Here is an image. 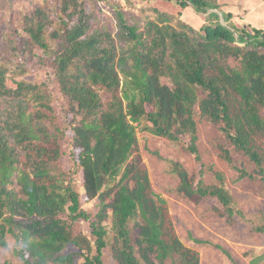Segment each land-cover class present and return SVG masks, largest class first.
I'll list each match as a JSON object with an SVG mask.
<instances>
[{"label": "trees", "instance_id": "obj_1", "mask_svg": "<svg viewBox=\"0 0 264 264\" xmlns=\"http://www.w3.org/2000/svg\"><path fill=\"white\" fill-rule=\"evenodd\" d=\"M161 1L192 8L204 22L195 28L181 14L150 9L131 24L118 9L113 33L80 0H44L21 17L20 31L4 34L0 264H12L8 253L18 264H105L107 257L118 264H198V255L166 232L165 200L147 190L133 156L139 133L186 140L199 171L168 161L175 192L213 200V212L228 225L243 221L264 235V222L245 217L224 174L205 165L197 145L200 126L213 128L221 164L236 181L264 187V30L237 26L219 0ZM19 49L36 60L30 68L18 61ZM28 71L46 79L15 78ZM208 174L215 182H206ZM94 200L97 212H87L82 205ZM82 223L90 239L77 233ZM214 248L236 264L222 245ZM245 255L264 264V251Z\"/></svg>", "mask_w": 264, "mask_h": 264}, {"label": "rangeland", "instance_id": "obj_2", "mask_svg": "<svg viewBox=\"0 0 264 264\" xmlns=\"http://www.w3.org/2000/svg\"><path fill=\"white\" fill-rule=\"evenodd\" d=\"M47 2L53 0H46ZM84 5L86 13H94L98 25H106L113 33H116L115 12L121 9L125 13V18L129 23L134 20H142L150 14V9H156L169 15L181 14V20L185 23L199 28L204 22V16L197 15L192 8L182 10L175 2H164L161 0H80ZM224 12H230L233 15L232 21L237 26H247L264 30V0H219ZM42 4L44 0H11L4 8L0 7V56L5 57L4 34H7L9 28H21V17L32 10L34 4ZM19 39L18 37L16 38ZM21 40L19 46L22 48ZM18 61L24 63L27 68L31 67L30 62L36 60L27 58L30 56L20 49L17 53ZM29 72V71H28ZM45 80V72L31 71L21 76H15L16 79ZM216 131L206 125H202L198 132V150L202 161L207 167L221 171L226 183L232 189V192L238 202V207L244 213L245 217L255 224L264 222V187L251 183L247 180L236 181V174L233 170L221 164L218 154L213 148V142ZM137 147L133 156L138 157L144 171V179L148 183V192L155 193L165 200L163 210L170 218V224L166 226V232L190 248L198 255V264H232L218 250L214 248L215 244L222 245L227 249L236 264H250V256L247 252L259 253L264 251V235L252 233L250 226L241 221L235 225H228L225 219L219 217L213 212L217 203L213 200H201L194 202L187 200L175 192L178 185L177 177L172 173L168 161L179 162L189 174H196L199 171V165L194 156L186 154L184 148L186 140L181 143H171L165 139L157 138L146 133L137 135ZM66 150V148L64 149ZM235 157H237L235 155ZM132 158L128 165L133 164ZM60 167L67 170L70 162L66 157L61 160ZM206 182H215L211 174L206 176ZM77 186L81 192V185L77 178ZM82 207L91 213L98 210V202L94 200L84 203ZM77 233H81L90 239L89 230L85 224H81ZM138 229L132 232L136 237ZM203 240L209 244H197L194 240ZM0 253L5 254L0 249ZM5 257L11 260L12 264H18L8 253ZM3 258L0 257V261ZM105 264H118L114 258L107 257Z\"/></svg>", "mask_w": 264, "mask_h": 264}]
</instances>
